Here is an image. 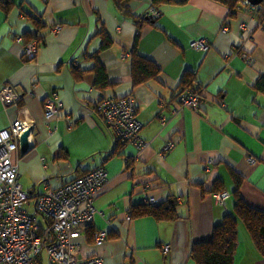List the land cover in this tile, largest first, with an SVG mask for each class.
I'll return each instance as SVG.
<instances>
[{
  "label": "crops",
  "instance_id": "0c3cea01",
  "mask_svg": "<svg viewBox=\"0 0 264 264\" xmlns=\"http://www.w3.org/2000/svg\"><path fill=\"white\" fill-rule=\"evenodd\" d=\"M153 7L154 0H0V91L11 85L20 94L12 105L0 99V131L19 119L34 127L29 150L19 156V182L24 191L44 193L103 167L110 185L76 241L104 264H195L192 247L209 241L233 211L232 194L224 203L215 196L236 189L233 173L243 179L244 200L264 210V93L256 89L264 76V18L243 10L231 16L216 0H175L158 6L154 24H136ZM102 31L113 41L106 49ZM198 40L210 49H193ZM31 41L39 42L34 58ZM136 46L161 69L158 79L137 87ZM96 53L115 86H96ZM186 77L202 90L197 111L179 104ZM54 95L61 107L48 121L44 101ZM128 96L136 98L140 135L150 143L140 152L95 108L103 97ZM169 142L175 147L164 153ZM152 198L159 206L175 201L177 217L148 213ZM99 232L107 233L100 245ZM234 264H264L242 225Z\"/></svg>",
  "mask_w": 264,
  "mask_h": 264
},
{
  "label": "built area",
  "instance_id": "2783aa9c",
  "mask_svg": "<svg viewBox=\"0 0 264 264\" xmlns=\"http://www.w3.org/2000/svg\"><path fill=\"white\" fill-rule=\"evenodd\" d=\"M247 14L252 16L264 11V2L255 6L246 0ZM160 12L153 9L152 18ZM248 29L246 23L240 30ZM251 37L245 40L247 43ZM38 42L27 46L29 58H34L38 50ZM193 49L208 51L210 44L206 40L194 41ZM246 63H253L251 54L244 53ZM20 98L15 87L8 85L0 91V99L4 105H12ZM202 100V93L191 89L179 96L182 109L197 111ZM61 107L58 96H50L44 101L47 120L59 114ZM96 111L106 124L111 127L124 143H132L138 152L150 145L141 138L143 124L138 117V103L134 96L123 98L103 97L96 104ZM33 125L19 119L11 123L9 128L0 131V264H37V259L46 251L51 264H104L99 257L87 256L76 241L83 230L91 225L97 213L95 201L110 185V177L103 167H99L76 179L63 184L60 188L39 191H24L20 182L19 156L22 151L21 139ZM175 147L169 142L163 152L168 153ZM218 202L224 203L231 197L229 191L217 193ZM149 204L156 206L158 201L150 199ZM107 233L95 235V242L102 244ZM169 247L164 246L168 251Z\"/></svg>",
  "mask_w": 264,
  "mask_h": 264
},
{
  "label": "trees",
  "instance_id": "16d2710c",
  "mask_svg": "<svg viewBox=\"0 0 264 264\" xmlns=\"http://www.w3.org/2000/svg\"><path fill=\"white\" fill-rule=\"evenodd\" d=\"M216 1L226 4L229 7L231 16H235L239 10L247 11L248 5L246 4V0ZM172 2H175V0H154L153 8L158 10V6L160 4ZM259 12L261 13V18L263 19L264 11L262 10ZM35 21L38 25L41 23V20L39 19L35 18ZM145 21L154 24L155 18H152L150 14H147L136 20V24L141 25ZM101 34L104 38L103 48L106 49L111 47L113 41L110 39L108 34H106L105 31H102ZM93 58L97 61L96 65L92 69V72L96 76V86L100 89L115 86L117 83L109 80L105 68L99 62L98 53L94 54ZM76 72L78 74L85 73L79 68L76 69ZM160 74V67L155 62L141 56L138 53L136 46L131 54V79L133 86L137 87L150 80L158 79ZM193 82V78L186 77L182 81L179 95L183 94L188 89L201 94L202 90L200 88H195ZM256 89L264 93V76H262L257 82ZM233 178L236 183V189L231 192L235 201L233 211L232 213L226 215L222 222L213 229V235L209 241L197 243L192 247L191 259L195 262V264H234L240 225L247 228L255 247L260 254L264 256V210L256 209L244 200L240 189L243 179L236 173H233ZM223 190L224 188L217 189L216 192H221ZM148 208L149 209H146V211L160 220H171L177 217L175 201H170L167 204L160 206L159 204L156 206L150 205ZM139 211L134 212V214H141L142 211ZM38 264H40V259Z\"/></svg>",
  "mask_w": 264,
  "mask_h": 264
},
{
  "label": "water",
  "instance_id": "95a60500",
  "mask_svg": "<svg viewBox=\"0 0 264 264\" xmlns=\"http://www.w3.org/2000/svg\"><path fill=\"white\" fill-rule=\"evenodd\" d=\"M248 2L255 6H260L264 2V0H248ZM28 138H29V131L25 132L21 139V147L23 153H26L29 150Z\"/></svg>",
  "mask_w": 264,
  "mask_h": 264
},
{
  "label": "rangeland",
  "instance_id": "374dc122",
  "mask_svg": "<svg viewBox=\"0 0 264 264\" xmlns=\"http://www.w3.org/2000/svg\"><path fill=\"white\" fill-rule=\"evenodd\" d=\"M43 264H51L50 260H49V256L47 255V252L44 251L43 252Z\"/></svg>",
  "mask_w": 264,
  "mask_h": 264
}]
</instances>
